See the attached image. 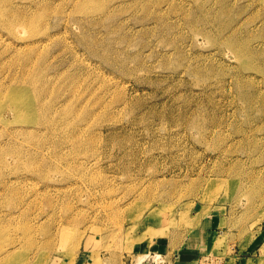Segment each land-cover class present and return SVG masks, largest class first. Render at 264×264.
<instances>
[{"label": "rangeland", "instance_id": "374dc122", "mask_svg": "<svg viewBox=\"0 0 264 264\" xmlns=\"http://www.w3.org/2000/svg\"><path fill=\"white\" fill-rule=\"evenodd\" d=\"M210 220L194 264H264V0H0V256L177 264Z\"/></svg>", "mask_w": 264, "mask_h": 264}, {"label": "crops", "instance_id": "0c3cea01", "mask_svg": "<svg viewBox=\"0 0 264 264\" xmlns=\"http://www.w3.org/2000/svg\"><path fill=\"white\" fill-rule=\"evenodd\" d=\"M210 226H205L203 228V236H200L198 238H190V241L186 245L185 248H177L173 250V261L177 262V264H194L197 259L201 257V253L208 247L209 238H212V220H210ZM264 230V229H263ZM158 241V240H157ZM264 246L263 243L257 244L254 249L256 252V259L261 258L264 259L262 247ZM211 247V246H210ZM156 248H158L156 246ZM158 250V249H156ZM160 252H167V250H159ZM254 258V257H253Z\"/></svg>", "mask_w": 264, "mask_h": 264}, {"label": "bare ground", "instance_id": "6f19581e", "mask_svg": "<svg viewBox=\"0 0 264 264\" xmlns=\"http://www.w3.org/2000/svg\"><path fill=\"white\" fill-rule=\"evenodd\" d=\"M35 94L36 93H34V96H35ZM27 104L28 105H30V106H33V104L32 103H30V102H27V99H24L23 101L22 100H17L16 102H15V107H19V108H29L28 106H27ZM36 121V120H35ZM37 122V121H36ZM7 186V185H6ZM140 239L141 240H143V241H147L148 239H149V237L146 235V234H143L141 237H140ZM7 253V255H5V257H3V255L2 256H0V264H11V261L9 260V259H7V257H8V254L9 253H11V251H7L6 252ZM4 254V253H3ZM147 256V255H146ZM145 256V257H146ZM145 257L143 258V259H145ZM160 256H158V255H156V263H160L162 260H161V258H159ZM164 257V256H163ZM5 258V259H4ZM142 259V260H143ZM141 260V261H142ZM139 264V263H138Z\"/></svg>", "mask_w": 264, "mask_h": 264}, {"label": "built area", "instance_id": "2783aa9c", "mask_svg": "<svg viewBox=\"0 0 264 264\" xmlns=\"http://www.w3.org/2000/svg\"><path fill=\"white\" fill-rule=\"evenodd\" d=\"M147 256L145 257V259H143L142 261L139 262V264H144L146 261H149L150 259H152L153 261L156 262V255L160 256L159 258H161V263L165 264V254L163 253H154L152 254V252L150 251L149 253L146 254ZM164 256V257H163ZM144 262V263H143ZM198 264H223L222 261L218 258H201L198 262Z\"/></svg>", "mask_w": 264, "mask_h": 264}]
</instances>
